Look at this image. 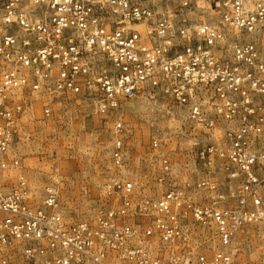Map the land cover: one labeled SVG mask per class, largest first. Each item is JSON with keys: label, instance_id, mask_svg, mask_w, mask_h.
Returning <instances> with one entry per match:
<instances>
[{"label": "built area", "instance_id": "built-area-1", "mask_svg": "<svg viewBox=\"0 0 264 264\" xmlns=\"http://www.w3.org/2000/svg\"><path fill=\"white\" fill-rule=\"evenodd\" d=\"M202 2L0 0V264L236 263L264 224V0ZM139 99L194 131L178 171L157 126L148 165L132 155L120 113ZM73 100L113 117L115 177L69 221L54 184L35 202L19 145Z\"/></svg>", "mask_w": 264, "mask_h": 264}, {"label": "rangeland", "instance_id": "rangeland-1", "mask_svg": "<svg viewBox=\"0 0 264 264\" xmlns=\"http://www.w3.org/2000/svg\"><path fill=\"white\" fill-rule=\"evenodd\" d=\"M126 142L135 158L148 162V135L153 126L165 130L164 151L178 171L191 145V131L181 111L165 101L143 99L123 103ZM19 145L22 172L36 203L54 184L59 211L69 220L91 217L105 199L103 185L115 177L110 165L113 117L103 118L85 101L56 105L48 118L36 111ZM235 264H264V224L246 227Z\"/></svg>", "mask_w": 264, "mask_h": 264}, {"label": "bare ground", "instance_id": "bare-ground-1", "mask_svg": "<svg viewBox=\"0 0 264 264\" xmlns=\"http://www.w3.org/2000/svg\"><path fill=\"white\" fill-rule=\"evenodd\" d=\"M203 2L202 0H197V5H201ZM206 5V4H205ZM212 13L211 10H208ZM200 19H202L203 21H206V22H209V23H214V19H212V17H206V16H203V15H200ZM182 113V112H181ZM183 115V114H182ZM184 119H185V116L183 115Z\"/></svg>", "mask_w": 264, "mask_h": 264}]
</instances>
